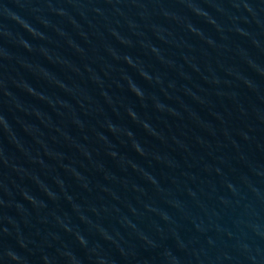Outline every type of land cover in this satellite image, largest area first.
I'll use <instances>...</instances> for the list:
<instances>
[{"label":"water","instance_id":"water-1","mask_svg":"<svg viewBox=\"0 0 264 264\" xmlns=\"http://www.w3.org/2000/svg\"><path fill=\"white\" fill-rule=\"evenodd\" d=\"M0 264H264V0H0Z\"/></svg>","mask_w":264,"mask_h":264}]
</instances>
